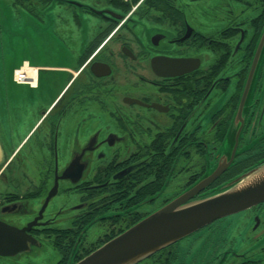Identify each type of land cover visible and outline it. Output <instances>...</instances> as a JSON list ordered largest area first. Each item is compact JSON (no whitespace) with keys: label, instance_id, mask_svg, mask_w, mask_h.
I'll return each mask as SVG.
<instances>
[{"label":"flooded vegetation","instance_id":"obj_1","mask_svg":"<svg viewBox=\"0 0 264 264\" xmlns=\"http://www.w3.org/2000/svg\"><path fill=\"white\" fill-rule=\"evenodd\" d=\"M12 3L73 22L0 53V264H76L264 162V0ZM136 264H264V201Z\"/></svg>","mask_w":264,"mask_h":264},{"label":"water","instance_id":"obj_2","mask_svg":"<svg viewBox=\"0 0 264 264\" xmlns=\"http://www.w3.org/2000/svg\"><path fill=\"white\" fill-rule=\"evenodd\" d=\"M263 45L264 30L254 65ZM251 76L252 73L250 79ZM246 93L247 89L244 95ZM244 103L245 97L243 105ZM242 109L243 106L239 110L237 122L242 115ZM236 121L235 136L238 139L242 124L238 126ZM216 173L213 172L193 188L109 239L76 264H136L219 217L264 201V162L241 172L211 193L193 198Z\"/></svg>","mask_w":264,"mask_h":264},{"label":"rangeland","instance_id":"obj_3","mask_svg":"<svg viewBox=\"0 0 264 264\" xmlns=\"http://www.w3.org/2000/svg\"><path fill=\"white\" fill-rule=\"evenodd\" d=\"M39 14L41 18L31 15L22 6L15 8L12 0H0V53L7 54L10 45L18 46L29 39L56 37L59 22H73L71 13L58 6L51 12Z\"/></svg>","mask_w":264,"mask_h":264}]
</instances>
